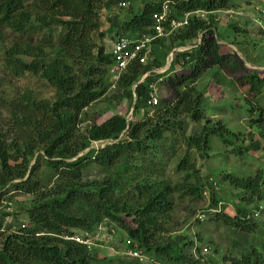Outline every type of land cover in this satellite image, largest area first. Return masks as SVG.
Wrapping results in <instances>:
<instances>
[{"label":"trees","instance_id":"16d2710c","mask_svg":"<svg viewBox=\"0 0 264 264\" xmlns=\"http://www.w3.org/2000/svg\"><path fill=\"white\" fill-rule=\"evenodd\" d=\"M240 1L139 0L137 5L136 0H0V43H8L0 48L2 78L30 75L52 91L50 99H37L28 88L0 97V107L7 108L6 118L0 116V195L4 186L18 180L10 190L35 197L23 212L25 224L0 232V264H94L90 253L95 248L93 242L101 247L110 237L131 259H138L141 252L164 257L172 264H185L186 247L194 246L192 249L200 252V245L195 244L199 239L187 244L183 235L165 240H158V236L163 233L174 196L202 198L204 184L190 158L194 154L206 158L210 137L230 148L234 157L259 149L250 131L249 141L242 147L229 127L209 121L204 115V91L196 87L198 79L211 73L216 83L246 88L248 97L243 100L249 111L253 107L248 100L256 101L264 94V74L248 70L235 54L222 52L215 37L212 15L236 9ZM256 2L262 6L260 22L264 28V0ZM121 3L127 4L126 10ZM163 3L168 14L161 23L162 36L149 43L145 63L131 61L113 81L109 73L112 55L100 39L107 36L112 44L119 37L134 41L142 35L154 36L152 15L160 13ZM195 11L206 13V17L188 15L184 25L170 26V22L180 23L185 14ZM100 14L106 24L104 31L100 30ZM197 39L194 47L173 52ZM169 53L167 69L154 72L165 66ZM175 66L184 69L176 73ZM155 84L168 91L169 99H158L152 106ZM124 99L129 104L133 99L132 110H140L139 119L127 120L115 113L101 119L110 112L107 107ZM261 110L258 106L257 112H252L255 115L248 118V125L255 126L264 138ZM84 121L87 123L81 127ZM92 143L101 145L93 149ZM175 156L173 173L182 174L177 182L165 172ZM36 166L52 172L48 184L52 178L54 181L49 189L43 190L44 184L32 179ZM90 169L105 177L87 181L84 174ZM229 183L239 191L241 201L264 200L261 171L252 177L231 178ZM208 198L210 204L202 216L239 235L253 237L259 228L258 217L242 207H236L237 215L233 216L216 212L220 200L212 190ZM259 207L255 204L253 210L260 213ZM104 224L114 225L115 230ZM92 233L96 237L91 240L88 236ZM73 236H87L90 244L75 243L70 239ZM244 238L241 244H232L241 251L224 256L227 261L264 264V235L257 241ZM130 251L138 257H130ZM105 264L122 261L112 259Z\"/></svg>","mask_w":264,"mask_h":264},{"label":"rangeland","instance_id":"374dc122","mask_svg":"<svg viewBox=\"0 0 264 264\" xmlns=\"http://www.w3.org/2000/svg\"><path fill=\"white\" fill-rule=\"evenodd\" d=\"M138 1L139 0H136L137 5ZM259 3L262 2L260 1ZM259 3L257 4L256 0H241L236 9L231 11H219L214 13L212 17H214L213 22L216 25L215 37L217 43L221 47V51L235 54L248 70L264 74V32H261L258 25H260L263 30L264 28L260 22L262 6ZM122 7L126 10L127 4ZM100 16V30L104 31L106 29V24L103 21V15L100 14ZM205 17L206 13H204L203 18ZM9 36L11 39L15 38L13 35ZM197 41L198 39L193 40L189 42V44L195 46ZM100 42L105 51L109 52L111 46V40L109 37L104 36L100 39ZM7 45V42L0 43V48L7 47ZM186 46L187 45H185V47ZM170 54L171 53L167 55L165 66L157 69L156 73H162L167 69ZM183 69L184 68H181V66H175L174 72L179 73L182 72ZM210 74L211 73H208L206 76L198 79L196 84L197 89H202V91H204L203 97L206 104L204 113L205 117L212 123L219 122L221 125L229 127V130L233 131L237 134V137L240 138V140L237 139V143L242 147L247 145L249 141L247 132L250 131L252 133V140L258 142L259 149L256 151L250 149L240 158L234 157L229 154L230 148L223 146L217 138L210 137V147L206 158L201 159L195 154L190 158V161L194 164V167L197 170L196 176L200 179L201 183L204 184L205 191L203 196L200 200L190 199L189 197L178 199L174 196L172 198L173 207L163 224V233L158 236V240H165L171 239L176 235H183L186 238L183 242L187 244L189 241L195 242L197 239L200 240L199 242H195L196 245H200V252L192 249L194 246L191 248L186 247L184 249V259L188 262H184L185 264H230L227 261L228 258H226L229 253L232 252L233 254H238V249L241 251V248H233L232 244L234 242L240 243L245 236L239 235V232L230 228H224L221 224L209 222L207 216H202V213L210 204L208 198L210 190L214 191L220 200V206H216V212H222L229 216L237 215L235 211L236 207H242L246 211H251L255 204H260L261 209H259L261 211L257 216L259 220L256 221L259 228H257V231L253 234V237L246 236L244 239L246 241L249 239L257 241L263 238L264 235V200H254L251 203L241 201V194L238 190L232 188L229 183L231 178L252 177L256 171H261L264 175V151L260 148V146L264 147V138L259 136L255 126L248 125V118L254 117L255 114L253 113L257 112V107L259 106L262 109L261 125L264 126V94L257 97L256 101L252 102L251 100H248L252 103L253 107L251 108V111H249L248 108H246L247 105H245L246 101L243 100L248 97L246 94V88L238 87L237 85L232 86L226 82L224 84H219V82L216 83L210 78ZM224 76L228 78V76ZM23 88H28L37 99H50L52 97V91L45 85V83L33 76L25 75L15 80H8L7 78L3 79L0 74V97H2V99L10 97L14 90H21ZM111 93L112 89L108 91L107 96H110ZM151 93L156 98V101L158 99L168 101L169 99L168 91L161 85H153ZM132 103L133 99L130 104L124 99L119 101L113 107H107L110 112L105 113L101 119H104L113 113L123 114L127 120L139 119L141 112L138 110L137 113H134L132 110ZM87 112L89 114L90 110L88 109ZM148 112L151 116L152 112H150V110ZM133 113L136 114L135 117L132 116ZM6 114L7 108L4 106L0 107V116L2 119L6 118ZM86 123L87 122L84 121L81 127L85 126ZM193 127L191 126L189 129H192ZM261 129L264 128L261 127ZM100 145L101 144L92 143L91 148L96 149L100 147ZM177 152L180 151L177 150ZM33 157L34 158L30 160L28 165L29 170L32 169L35 164L36 155ZM176 161L177 158L175 156L170 163H168L165 172L170 180L177 182L182 179V174L173 173ZM35 170V176H32V179L34 178V180L39 181L38 183H40V185L41 183L44 184L42 188L43 190L49 189L54 181L52 178L48 184V179L52 176V172L41 166H36ZM26 176H28V174ZM103 177H105L104 174H100L96 170L91 169L84 174V178L87 181ZM16 182H18V180L10 182L1 190L3 194L0 195V232L3 233L8 232V227L12 230H16L17 225L25 224L26 220L23 212L35 198L33 195H23L19 192L10 190V185ZM207 212H209V210H207ZM104 225L115 228L112 224ZM77 232H74L75 235L79 234ZM91 237L92 239H95L96 235L93 234ZM94 242L93 246L95 248L90 252L94 255L93 257L96 261L94 264H105V261L109 262L112 259H118L122 261V264L169 263L164 257L159 258L152 254L145 255L141 252V257L139 255L138 259H131L124 255V252L126 251L123 246L116 243V241L114 242L111 237L105 239V242L101 247L97 245V242ZM205 246H207V250L206 252H203L202 249ZM223 257L226 259L225 261L222 260ZM102 258H104L105 261L99 260Z\"/></svg>","mask_w":264,"mask_h":264},{"label":"built area","instance_id":"2783aa9c","mask_svg":"<svg viewBox=\"0 0 264 264\" xmlns=\"http://www.w3.org/2000/svg\"><path fill=\"white\" fill-rule=\"evenodd\" d=\"M120 6H124L123 3L119 4ZM168 14V7L166 3H163L161 5V11L159 14H153L152 15V19L154 20V22L156 23L153 27V31L155 33L154 36H149V35H142L139 39L134 40V41H130L127 40L124 37H119L117 39H115L114 42H112L111 47H110V53L112 55V66L109 69V73L111 75V78L113 79V81H115L119 75L124 71V69L126 68V66L133 60L138 61L139 64H144L145 63V59H146V55L149 53V49H148V45L151 42V40L154 37H160L162 36V27H161V23L165 20V18L167 17ZM188 15H194L195 17L198 18H203L204 13L202 11H195L192 13H188L185 14L183 16V21L178 23V22H170V26L172 28H176L178 26L184 25L186 23V18L188 17ZM260 27V29L263 31V29L261 28L260 25H258ZM198 43V41H197ZM188 48L182 47V48H176L173 50V52H183L185 50H187ZM140 52H143L142 55L139 57L138 54ZM171 56V55H170ZM112 84H111V88H112ZM149 104V102H148ZM150 104L153 106L156 104V98L152 97L150 98ZM93 144H101V143H93ZM260 208V207H259ZM258 212L253 210L252 211V217H257L258 216ZM88 236V235H87ZM78 237V236H73L70 239L73 240L75 243H78L80 245L83 246H88L90 244V240L88 239V237L92 240V237L88 236V237ZM203 252L206 251L205 248L202 249ZM128 255L132 258H137L138 257V253L135 251H130L128 252Z\"/></svg>","mask_w":264,"mask_h":264},{"label":"clouds","instance_id":"9594fccd","mask_svg":"<svg viewBox=\"0 0 264 264\" xmlns=\"http://www.w3.org/2000/svg\"><path fill=\"white\" fill-rule=\"evenodd\" d=\"M190 45H191V44H187V46H189V47H187V46H186V47L183 46V47L188 48V49L194 47V46H192V45L190 46ZM178 48H182V47H178ZM188 49H187V50H188ZM170 55H171V54H170ZM170 61H171V56H170V60H169L168 62L170 63ZM169 63H168V64H169ZM166 64H167V63H166ZM167 67H168V66H167ZM154 72H157V70H154ZM145 76H146V75H143L142 78H144ZM112 88H113V87H112ZM252 211H253V209H252L251 211H248V212H249V213H252ZM248 216H249V215H248ZM204 248H205V247H204Z\"/></svg>","mask_w":264,"mask_h":264}]
</instances>
